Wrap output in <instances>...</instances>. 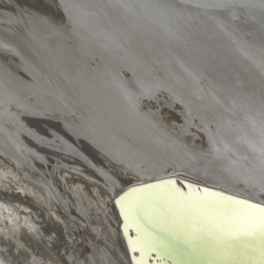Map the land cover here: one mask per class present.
I'll list each match as a JSON object with an SVG mask.
<instances>
[{
    "label": "water",
    "instance_id": "95a60500",
    "mask_svg": "<svg viewBox=\"0 0 264 264\" xmlns=\"http://www.w3.org/2000/svg\"><path fill=\"white\" fill-rule=\"evenodd\" d=\"M55 1L64 17L63 26L66 24L82 46V58L77 56V60L69 63L75 73L85 70L79 60L90 61L98 68L101 79L106 80L104 85L108 84L137 111L140 103L133 100L136 93L151 92L158 84L196 89L193 79L199 80L230 109L239 112L244 122L249 120L251 133L264 141V0ZM8 4L6 10L0 9V102L5 104L4 107L0 104V157L12 165L25 166L28 159L38 156L32 146L39 144L48 150L68 153L67 144L57 137L59 132L64 134V142L76 143L75 138H78L99 151L92 138L79 137L81 134L78 135L76 128L63 127L58 112L77 111L63 95L83 102L82 94L87 100L96 88L103 93L101 79L95 76H87L86 80L79 76L72 78L59 65L49 63L42 53L58 54L61 47H55L54 43H58L60 29L52 28L49 20H41L42 14L37 10L29 9L30 12L26 4L18 7ZM18 13L25 16L19 18ZM63 52L65 59L78 55L66 47ZM9 55L13 59H9ZM79 88L85 92L81 94L82 91H77ZM91 108L88 114L92 113ZM209 118L216 123L214 116L209 115ZM47 121L56 126H48ZM230 131L220 123L214 131L215 140L226 147L228 154L237 155L244 147L251 151L254 146L244 137L229 139ZM202 134L206 138V149L212 155L217 152L222 164L231 167L240 182L247 178L258 181L247 163L230 160L216 144L209 143L207 133ZM253 153L260 155L257 150ZM165 173L145 176L141 182L127 185L113 200V213L132 264L135 259H143V264H165V261L167 264H212L207 256L167 254L154 248L131 250L129 241L145 234L168 239L182 248L180 241L186 231L182 221L161 222L148 203L135 212L120 206L121 197L133 189H148L174 180L184 192L191 185L201 192L206 190L264 206V200L258 196H248L183 169ZM164 203L161 201V205Z\"/></svg>",
    "mask_w": 264,
    "mask_h": 264
},
{
    "label": "bare ground",
    "instance_id": "6f19581e",
    "mask_svg": "<svg viewBox=\"0 0 264 264\" xmlns=\"http://www.w3.org/2000/svg\"><path fill=\"white\" fill-rule=\"evenodd\" d=\"M1 1L5 2L6 6L0 5V9L5 10L9 6L8 2L15 4L17 7L25 4L29 5L24 0H15L16 3L11 0ZM42 1L33 0L32 6L25 7L28 10L31 7L37 10L42 14L40 15L41 20H49L52 28L60 29L57 31L59 33L58 43H54V45L57 48L61 47L58 54L52 53V51L43 53L40 51L44 58L48 59L49 63L59 65L72 78L79 76V78L86 80L85 77L87 76H95V78L97 77L96 79H101L98 68L85 59L83 61L79 60V62H82V66L85 67L83 68L85 70H82L84 73L80 71L81 74H77L70 69L71 64L69 63H73L77 60V56L82 54V46L65 27L66 24L63 26L64 17L60 14L56 1ZM29 11L31 12L32 10ZM17 15L19 18L25 16L21 13ZM65 47L75 50L78 55L74 54V57L65 59L63 54ZM8 57L13 59L11 55ZM105 81L103 79L100 80L103 84L104 92L102 93L99 88H96L93 92L90 91L91 97L87 100L86 98L88 97L82 94L85 92L82 90L84 87L79 88L77 91H82L80 93L82 94L81 99L83 102H76L68 95H63L65 101L77 111L74 112L71 109L58 112L60 116L58 119L62 122L63 127L76 128L78 135L81 134L79 137L87 135L92 138L93 145L99 151L93 150L88 145L83 147L81 145L83 140L78 138H75V142L79 144L68 140L64 142L63 137L65 136L59 132L56 133L57 137L59 141L62 140L61 143L67 144L68 153L57 152L55 155L58 159L52 155L55 151L46 149V146L42 144L32 146L36 148L35 151L38 152V156L28 159L29 162H26L25 166L20 163L12 165L6 159L13 168L15 167L18 171H22L25 177L29 179L28 192L30 195L42 200L44 205L49 202L48 206L53 204L61 208L66 214H69V217L80 226L79 235H81L82 229L89 226L96 235L100 236L98 239L105 242L104 246L95 241L94 243H89L91 253L84 259L76 257L70 252L67 256L69 264H132L118 227L117 217L113 213V200L127 185L139 183L145 176L167 174L165 172L169 169L170 171H181L183 169V171L191 175H200L207 180L220 182L231 188L234 185V190L248 196H258L264 200V184L262 183L264 180V141L259 140L260 138L255 137L251 133V127L247 125L249 120L244 122L239 112L230 109L225 102L217 98L199 80L193 79V85L196 86V89L186 85L183 87L180 86L181 83L173 82L180 87L174 86V88H171L170 86L172 85L158 84L151 92L136 93L137 96L135 95L132 98L136 103H140L138 111L114 92V89L108 84L104 85ZM145 102L156 105L157 110L150 107L144 109ZM187 102L191 104L189 105ZM0 104L2 107L5 105L2 102ZM160 104L169 110H173L175 106H180L182 111L179 114L183 119V124L177 129L173 128V126L168 128L162 120ZM89 107H92V113L90 114L87 111ZM5 111L3 112L5 113ZM78 111L80 114H78ZM84 112L88 115H85ZM209 115L216 118V121L214 119L216 123L209 121ZM192 120L199 123L201 129L192 128L193 126L195 127V124L190 126V129L205 135L207 133L209 143L216 144L215 147L222 149L225 154L228 152L225 151L226 147L219 145V142L215 140L214 131L218 123L232 130L229 133V139L242 136L245 141L248 140L249 144H252L256 149L253 147L250 151L248 147H244L239 149L241 150L239 154L230 155L228 152L226 156H229L230 160H242L247 163L249 171L259 178L258 181L255 183L249 178L245 179L244 182L238 181V178L231 172V167L222 164L217 152H213L214 155H212L206 148L202 149L197 146L195 141L199 138L198 133L195 134L187 129V126L192 125ZM80 123L82 124L80 125ZM47 125L56 126L52 122ZM185 136L190 137L191 140L186 141ZM254 149L260 152V155L254 154ZM69 153L75 156H69ZM82 157L85 158V161H81L80 158ZM81 162L86 164L87 170L82 169L81 165L83 164ZM61 165L66 168H61ZM33 174L38 178H35ZM75 182L78 183L80 190L74 193L68 183L73 184ZM80 184H83L84 187H81ZM239 184L242 186L241 189L237 188ZM244 190L248 193H245ZM0 197L7 199V194L1 189ZM74 197L85 198L88 201L93 200L94 212L85 214L80 207L76 209L74 201L77 202L78 200ZM118 204L121 206V203ZM55 212L52 211L50 215L57 218ZM17 213L18 208L11 209L0 202V232L4 229L3 225L7 224L5 219H8L12 226L14 225V222L18 220ZM24 219H26V225L30 232L35 235L41 233L31 219L28 220V217H24ZM68 242L73 246L76 244V241L70 238ZM4 250L0 246V264H12L9 260L10 258L5 257L7 253ZM137 260L143 261V259H135L133 264Z\"/></svg>",
    "mask_w": 264,
    "mask_h": 264
},
{
    "label": "snow or ice",
    "instance_id": "6c2138e0",
    "mask_svg": "<svg viewBox=\"0 0 264 264\" xmlns=\"http://www.w3.org/2000/svg\"><path fill=\"white\" fill-rule=\"evenodd\" d=\"M187 187V192L181 191L174 180H168L121 197L118 203L129 212L148 203L161 222L182 221L186 226L182 248L145 234L129 241L132 250L154 248L167 254L207 256L212 264H264V206Z\"/></svg>",
    "mask_w": 264,
    "mask_h": 264
},
{
    "label": "rangeland",
    "instance_id": "374dc122",
    "mask_svg": "<svg viewBox=\"0 0 264 264\" xmlns=\"http://www.w3.org/2000/svg\"><path fill=\"white\" fill-rule=\"evenodd\" d=\"M11 1L15 2V0ZM24 1L32 6L31 3L33 0ZM41 2L43 1L41 0ZM0 5L6 6L5 2L1 0ZM148 107L157 110L156 105H152L150 102H145L144 109H147ZM160 107L162 120L165 122L168 128L173 126V128L177 129L183 124L182 117L179 114L182 109L179 106H175L173 110H169L163 105ZM48 123L49 122H47V124ZM194 124L195 127L193 126ZM190 126H193L192 128H196L197 130L201 129L199 123L194 122V120H192V125L187 126V129L197 134L198 132H196L194 129H190ZM49 129L52 128L49 127ZM198 136L199 138L195 141V144L200 146L202 149L206 148L207 144L205 136L202 133H198ZM185 140L189 141L191 138L185 136ZM81 142L83 147L87 146V143L84 141ZM102 147L104 148V146ZM55 154H57V152L52 153V155L58 159ZM72 155L74 154H70L69 156ZM82 158H80L81 161H85V158ZM81 163L83 164V162ZM10 165L11 164L8 163L6 159L0 157V189L7 194V199L0 197V202L8 208H18V220L15 221L14 225L12 226L9 223V220L5 219L7 224H1L3 225L4 229L2 232H0V246L3 250H6L7 254L5 253V257H9L10 259H8L12 262V264H69L67 256L70 252H72L74 256L84 259L88 256V254L91 253L89 243H94L95 241L102 246L105 245V242L98 239L100 236L96 235L91 227L87 226L85 229H82L81 235H79L78 231L80 226L74 222L71 217H69V214H66L61 208L56 207L53 204L48 206L49 202L48 204L46 202L44 205L42 200L30 195L28 192L29 179L25 177V174H23L22 171H18L15 167L13 168L12 165ZM81 166L83 170H87L86 164ZM62 167L66 168L65 166L61 165V168ZM169 171L170 169L167 170V172ZM33 176L38 178L35 174H33ZM68 186H71V191H74V193L77 192V190H80L77 182L73 184L68 183ZM80 186L84 187L83 184H80ZM237 186L238 189L242 188L240 184ZM245 193L248 192L245 191ZM74 198L78 200L77 202L74 201L76 209L77 207H80L85 214L94 212L92 206L94 202L93 200L88 201L85 198ZM52 211H56L55 213L57 218L50 215ZM24 217H28V220L31 219L40 229L41 233L35 235L33 232H30ZM69 238L76 241L75 246L68 242Z\"/></svg>",
    "mask_w": 264,
    "mask_h": 264
}]
</instances>
